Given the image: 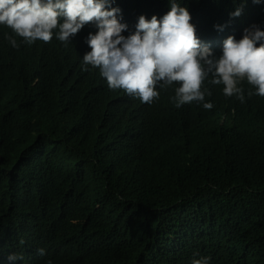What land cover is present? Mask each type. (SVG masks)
I'll return each mask as SVG.
<instances>
[{
  "label": "trees",
  "instance_id": "trees-1",
  "mask_svg": "<svg viewBox=\"0 0 264 264\" xmlns=\"http://www.w3.org/2000/svg\"><path fill=\"white\" fill-rule=\"evenodd\" d=\"M177 2L217 56L229 35L264 30V0ZM111 7L125 36L170 10ZM96 31L29 45L0 25V264H264V97L246 81L244 102L225 96L209 75L200 104L177 108L176 84L143 103L84 64Z\"/></svg>",
  "mask_w": 264,
  "mask_h": 264
},
{
  "label": "clouds",
  "instance_id": "clouds-1",
  "mask_svg": "<svg viewBox=\"0 0 264 264\" xmlns=\"http://www.w3.org/2000/svg\"><path fill=\"white\" fill-rule=\"evenodd\" d=\"M113 0H0V25H5L24 42L37 40L50 43L53 35L67 42L87 24H95L97 31L89 33L86 43L91 49L83 56L85 65L99 68L109 89H122L143 103L151 104L159 98L160 88L173 84L177 108L184 104L204 102L205 80L223 85L225 96H236L244 102L246 81L255 91L247 95L264 97V30L253 24L243 30L242 37L229 35L222 44L219 56L197 35L187 7L177 0H169L170 10L161 18L141 15L135 31L125 36L128 25L121 23V10L111 7ZM261 0H253L260 3ZM242 9L230 15L238 17ZM220 30L222 27L217 26ZM225 33L231 30L224 28ZM13 47L17 41L5 35ZM218 46V47H219ZM87 70V69H85ZM203 89V90H202ZM210 110L213 104L203 103ZM43 256L45 249H38ZM22 259L10 254L8 260ZM51 264V262H49ZM192 264H208V258L194 259Z\"/></svg>",
  "mask_w": 264,
  "mask_h": 264
}]
</instances>
